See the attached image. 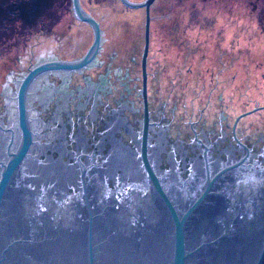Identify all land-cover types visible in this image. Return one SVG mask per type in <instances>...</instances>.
Wrapping results in <instances>:
<instances>
[{
	"label": "flooded vegetation",
	"instance_id": "af4514ba",
	"mask_svg": "<svg viewBox=\"0 0 264 264\" xmlns=\"http://www.w3.org/2000/svg\"><path fill=\"white\" fill-rule=\"evenodd\" d=\"M96 19L103 38L99 52L72 66L94 41L93 27L76 17L73 0H0V175L23 144L22 111L31 137L23 170L30 185L37 184L40 204L49 206L73 208L83 200L86 186L76 182L82 172L106 179L98 188L87 182L91 197L100 190L108 203L145 202L151 183L143 143L148 164L159 176L164 173V188L173 197L170 188L189 181L191 174L205 178L223 159L242 154V146L254 153L264 150V103L247 83L239 87V72L214 71L216 81L209 83L203 69L214 62L187 57L173 70L165 46L151 48L146 59L143 47L126 61L109 48L105 27ZM83 26L90 36L85 43L78 40ZM192 44L183 47L202 50ZM240 44L228 50L243 54ZM243 58L230 56V68ZM196 60H201L198 66ZM252 70L264 80L263 60Z\"/></svg>",
	"mask_w": 264,
	"mask_h": 264
},
{
	"label": "water",
	"instance_id": "95a60500",
	"mask_svg": "<svg viewBox=\"0 0 264 264\" xmlns=\"http://www.w3.org/2000/svg\"><path fill=\"white\" fill-rule=\"evenodd\" d=\"M121 1L129 8L145 7L146 17L116 22L110 10L102 8L97 17L105 27L109 48L119 50L126 61L140 54L143 47L146 59L151 48L162 50L163 46L170 52L168 60L173 70L183 58H208L207 63H214L203 69L208 71L203 76L205 81L214 83L213 72L224 68L239 72L243 77V81L238 80L243 83L239 87L244 89L247 83V90L264 103V80L252 70L257 61H264L263 38L247 37L238 48L243 54L200 47L192 52L183 47L188 44L167 22L151 17L155 0ZM82 4L81 0H73L76 17L93 27L94 41L86 57L72 66L95 56L103 40L100 22ZM89 39L86 28L78 32L79 41ZM157 40L162 43H155ZM230 56L244 58L234 65L237 68H230ZM200 61H195L197 66ZM246 61L251 62L249 68L245 67ZM163 80L168 82L164 74ZM176 83L178 92L183 91L180 82ZM21 123L23 144L0 175V264H264V150L254 153L250 146H242L243 153L223 159L217 171L205 178L204 173L191 174L189 181L170 188L173 197L164 188L168 187L164 173L159 176L148 164L143 143L142 155L152 185L144 190L145 202L116 199L108 203L103 196L106 192L100 190L91 197L87 182L98 188L106 179L103 174L88 177L82 172L81 181L76 182L86 186L83 200L79 198L73 208L64 203L49 206L40 204L37 184L30 185L25 176L31 137L24 111ZM199 139L197 142H202ZM202 147L206 153L211 151L209 146H198Z\"/></svg>",
	"mask_w": 264,
	"mask_h": 264
},
{
	"label": "rangeland",
	"instance_id": "374dc122",
	"mask_svg": "<svg viewBox=\"0 0 264 264\" xmlns=\"http://www.w3.org/2000/svg\"><path fill=\"white\" fill-rule=\"evenodd\" d=\"M81 1L95 18L99 8L110 10L116 22L146 17L145 7L129 8L121 0ZM150 14L167 22L185 43L200 48L229 51L247 37L264 39V0H155Z\"/></svg>",
	"mask_w": 264,
	"mask_h": 264
},
{
	"label": "bare ground",
	"instance_id": "6f19581e",
	"mask_svg": "<svg viewBox=\"0 0 264 264\" xmlns=\"http://www.w3.org/2000/svg\"><path fill=\"white\" fill-rule=\"evenodd\" d=\"M152 5H153V4H152ZM152 5H151V6H152ZM150 9H151V8H150Z\"/></svg>",
	"mask_w": 264,
	"mask_h": 264
}]
</instances>
